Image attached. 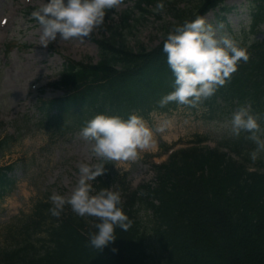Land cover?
<instances>
[{
  "label": "trees",
  "instance_id": "obj_1",
  "mask_svg": "<svg viewBox=\"0 0 264 264\" xmlns=\"http://www.w3.org/2000/svg\"><path fill=\"white\" fill-rule=\"evenodd\" d=\"M216 1L198 0V11ZM173 11L177 20L173 28L190 20L191 12ZM109 48L113 53L106 58L107 64L91 71L95 78L102 71L106 81L89 88L87 93L98 106L112 105L126 115L127 105L117 102L122 94L126 98L147 94L141 101L147 105L146 98L165 88L163 80L169 78L168 72L172 71L157 59L145 63L140 55L131 52L125 40L113 39ZM215 94L228 100L237 98L240 103L250 102L264 128V51L253 52L248 63L233 73ZM103 110L115 114L113 108ZM231 146L235 150L240 148L238 142ZM244 157H249L246 151ZM171 165L169 174L173 176L180 173L181 178L189 180L202 170L200 178L204 184L210 183L206 191L194 193L199 199L193 206L189 204L188 195L183 194L184 183L176 179L170 188L163 184L159 190L144 191L148 196L159 197V205L153 206L142 196H133L129 203L137 202L142 207L143 202L153 209L154 215L147 222L155 221L161 234L174 244L175 257L169 264H264V174L247 173L242 166L214 151L188 152ZM202 189L201 185L195 188L196 191ZM127 215L132 220L131 226L127 230L117 227V239L100 251H91L93 246L74 232V227L80 226L77 220L58 225L52 222L47 229L49 243L45 244V253L32 255L31 261L33 264H149L148 256L145 261L146 254L156 253L151 247L153 243L156 247V239H145L147 223H138L131 212ZM22 252L38 253L29 247ZM156 259L150 264H157Z\"/></svg>",
  "mask_w": 264,
  "mask_h": 264
},
{
  "label": "clouds",
  "instance_id": "obj_2",
  "mask_svg": "<svg viewBox=\"0 0 264 264\" xmlns=\"http://www.w3.org/2000/svg\"><path fill=\"white\" fill-rule=\"evenodd\" d=\"M119 0H43L32 16L41 26L44 45L52 41L84 38L92 34L105 18V10ZM164 8L158 0L156 10ZM167 63L173 73V90L161 103L175 100L180 104L196 106L203 99L215 94L235 73L241 61H248L247 48L229 33H220L203 16L177 24L167 33L163 42ZM230 134L249 133L257 148L251 158L256 160L264 151V128L251 103L241 104L224 124ZM158 128L150 126L137 112L126 118L118 114L100 112L81 128L80 135L92 142V153L100 162L80 164V176L70 196L52 193V215L59 216L65 204L79 216L98 217L89 242L97 249L117 239L116 228L127 230L132 220L125 212L119 191L108 188L93 191L91 181L103 174L105 160H135L141 152L152 146Z\"/></svg>",
  "mask_w": 264,
  "mask_h": 264
},
{
  "label": "rangeland",
  "instance_id": "obj_3",
  "mask_svg": "<svg viewBox=\"0 0 264 264\" xmlns=\"http://www.w3.org/2000/svg\"><path fill=\"white\" fill-rule=\"evenodd\" d=\"M15 1L0 0V15ZM38 3L40 6L42 2ZM227 6H235V10L224 15L231 24V30L219 28L216 22H212V24L218 32L222 31L231 34L234 38L236 36L240 38V35L244 33L242 26L245 23L243 21L238 24V22L244 15H247L245 0H232L227 3ZM208 17L210 18L211 14ZM225 22H222V25H225ZM40 34L41 27H38L34 22L26 23L21 17L17 18L9 28V38L13 39V47L5 57V61L0 59V68H5L2 73L0 71V112L3 118H6L14 108H21L20 114L22 112L32 113L34 103L39 95L36 94L35 99L31 102L24 101L27 86L37 80L50 81L54 67L58 66L60 62L61 58L56 54L40 49ZM258 37L260 36L258 35ZM156 38L158 39V35L144 30L142 36L144 42ZM64 44L68 46L67 49H64L62 44H58L57 48L65 56L68 55L79 60L92 56L93 60H96V49L86 40L81 42L79 39V42H64ZM23 45L28 48L25 49L22 47ZM33 45H37L38 48H33ZM46 91L50 94L49 90ZM20 114L12 120L0 121V137L12 132L13 121ZM199 115V111L191 113V111L182 108L170 114L151 115V119L146 121L150 126L159 129L154 134V143L151 147L143 150L135 160H112L115 170L121 173L128 172L129 177L138 176L140 172L143 173L145 168V163L139 159L144 152H153L156 149V144L165 142L168 145L175 141H185L191 139L195 134L220 138L226 132L227 128L224 127L226 121H207L201 119ZM91 144L92 142L84 139L80 132L55 137L37 131L28 135L20 134L19 138L9 146V153L0 152V165L6 162V155L9 162L24 158L23 162L28 164L26 165L28 170L25 172L22 167H19V163L12 173L15 185L0 202V233L5 225L14 222V216L20 212L30 211L31 199H37L33 182L38 184L44 193L51 195L55 192L70 196L80 176V164L82 162L97 163L99 159L92 153Z\"/></svg>",
  "mask_w": 264,
  "mask_h": 264
}]
</instances>
